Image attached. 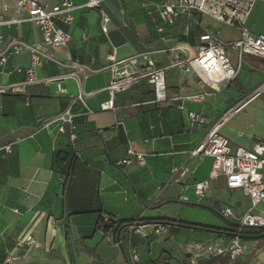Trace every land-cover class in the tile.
<instances>
[{
  "label": "crops",
  "instance_id": "obj_1",
  "mask_svg": "<svg viewBox=\"0 0 264 264\" xmlns=\"http://www.w3.org/2000/svg\"><path fill=\"white\" fill-rule=\"evenodd\" d=\"M18 1L0 0V15L6 20L26 18ZM63 1L41 3L52 8ZM71 1L84 5L89 0ZM150 2L163 4L164 0ZM102 13L109 18L108 33L102 30ZM73 15L71 23L57 20L70 35L66 47L41 45L42 34L30 22L0 27L7 58L0 86L27 78L32 53L25 50L10 54L16 42L51 56L37 68V80L63 78L49 85L30 86L26 94L0 93V264H191L188 246L226 236L176 225H167V233L161 236L133 234L129 227L116 234L115 230L106 232L101 220L169 218L216 227L185 220L190 207L209 209L197 204L195 185L199 183L209 182L201 201L218 212L225 209L217 198V193L227 189L225 180H212V158L193 152L222 114L264 85V60L243 57L252 81L249 94L240 101L222 95L236 82L246 90L239 75L204 103L177 100L200 89L194 74L173 65L197 56L203 34L209 32L224 42H233L240 37L239 28L195 11L179 13L170 24L162 20L153 5L140 0H106L100 8L79 9ZM246 26L264 34L263 0L256 1ZM113 52L119 60L150 52L157 67L167 68L168 96L172 100L156 103L153 87L143 79L117 93L113 109L103 110L111 100L107 90L111 74L106 67ZM230 58L237 64L233 54ZM74 63L84 69L79 71ZM71 73L75 76H68ZM59 83L64 92H59ZM80 94L84 101L78 100ZM256 107L255 115L244 113L243 108L221 127L220 133L232 147L252 149L264 142V100ZM66 111L74 117L63 134L57 119ZM191 111L204 115L207 123L193 126L188 117ZM44 124L48 126L38 129ZM72 133L75 140L70 138ZM7 145H11L9 152L4 149ZM130 148L146 155L145 166H116L128 156ZM229 191L245 198L239 191ZM29 235L34 244H17ZM252 250L247 248L246 256ZM134 254L139 256L137 262L132 261ZM9 255L13 260L8 261ZM261 255L260 251V263L264 262ZM246 256L242 264H249ZM200 264H229V259L206 258Z\"/></svg>",
  "mask_w": 264,
  "mask_h": 264
},
{
  "label": "built area",
  "instance_id": "obj_2",
  "mask_svg": "<svg viewBox=\"0 0 264 264\" xmlns=\"http://www.w3.org/2000/svg\"><path fill=\"white\" fill-rule=\"evenodd\" d=\"M106 0H89L84 5H77L71 0H65L60 5L47 8L41 0H19L17 6L25 10L27 17L24 19L6 20L0 15V27L12 26L21 23H33L42 34L41 45L45 47H66L70 41V35L57 25V20L66 23L73 21V13L76 10L89 8H100ZM144 5H153L160 13L163 21L172 24L179 13L195 11L207 14L218 21L235 26L240 29V37L233 42H224L217 35L205 33L200 37L197 46V56L189 59L178 60L173 66L183 72L194 74L197 77L199 93L180 96L177 100H189L197 103H204L210 97L220 93L231 85L238 78L240 67L245 55L254 56L264 60V34L252 32L246 26L248 18L254 9L257 0H175L169 3L164 0L163 4H155L150 0H140ZM104 33H108L107 24L109 18L102 13ZM161 31V30H160ZM25 50L32 53L31 67L27 70V78L21 83L1 85L2 94H26L30 86L38 83L49 85L63 80L47 79L39 81L36 79L38 67L43 65L44 59H52L47 53L39 51L35 47H30L22 42L12 44L10 54H20ZM3 37L0 35V77L2 68L6 65L7 58L3 55ZM233 54L237 59L234 64L230 58ZM108 60L110 65L106 67L111 74V81L107 90L111 100L103 105V110L114 108V97L117 93L130 89L133 85L145 79L153 87L154 101L163 104L171 101L168 96V86L166 78L167 68L156 66L150 52H143L125 59H117L113 52ZM215 63V68L209 67ZM74 67L82 71L84 67L74 63ZM217 69L219 71H217ZM68 76L74 77L75 73ZM59 92H64L62 85L58 84ZM264 91V85L255 91L253 95L245 99L240 104L232 107L213 124L205 139L198 145L193 152L194 155L208 156L213 160L211 179H224L227 189L239 191L248 199L249 206L240 213H235L232 208L227 207L220 213L229 220H234L240 225L238 232L231 238L220 237L208 243H196L187 247L191 264H200L202 259L212 257H228L229 264H242V258L246 256V240L243 238L245 230H257L264 227V142H258L252 149L242 146L232 147L230 140L220 133L221 127L227 123L232 116L240 112L250 101L257 98ZM78 100L84 101V95L80 94ZM183 109L182 106H180ZM73 114L70 111L62 113L58 117L59 132L66 133V124L73 122ZM189 120L193 126H202L207 123V118L196 112L188 113ZM48 124H44V128ZM72 140L76 139L74 133L70 135ZM6 151L11 150V145L4 147ZM145 166L147 163L146 155L130 148L128 156L116 163L117 167H127L132 164ZM187 170L182 171L184 174ZM177 172L174 170V173ZM209 189V182L195 185V194L198 199H204ZM107 220V219H106ZM133 234L149 236L155 234L161 236L167 233L168 226L164 224H138L129 227ZM34 244L35 240L31 235L23 240H18V245ZM139 256L134 254L133 262H137ZM13 260L9 255L8 261Z\"/></svg>",
  "mask_w": 264,
  "mask_h": 264
},
{
  "label": "rangeland",
  "instance_id": "obj_3",
  "mask_svg": "<svg viewBox=\"0 0 264 264\" xmlns=\"http://www.w3.org/2000/svg\"><path fill=\"white\" fill-rule=\"evenodd\" d=\"M264 1V0H263ZM239 78L242 80V83L246 90H241L240 85L236 82L234 87H231L229 89H226L222 92V95L229 98H235V100L240 101L243 97H245L247 94H249L250 91V82L252 81L250 78V75L247 71V67L245 63L241 66L240 72H239ZM264 100V92L261 93V95L258 96L257 100L252 101L250 104H248L244 109L243 112L247 113L251 116L255 115L256 106ZM239 117V116H238ZM241 197V199H240ZM217 198L220 199V205L221 208H227L230 207L233 209L235 213H240L241 211L245 210L247 206H249V201L246 198H243L242 195L236 194L233 195L232 192L229 191V189H225V191H222L220 193H217ZM202 199H199L197 204L205 205L204 201H201ZM264 209V208H262ZM185 220L194 221V222H206L207 224L214 225L219 228L224 229H232L233 227L230 226L227 222H225L218 214H216L214 211L201 208V207H190L186 210L185 214ZM234 222V220H231ZM248 249H253L252 253L249 256H246L247 262L249 263L253 257L256 256V246L254 242H250L247 240L246 242ZM259 247L264 248V240L259 242Z\"/></svg>",
  "mask_w": 264,
  "mask_h": 264
},
{
  "label": "trees",
  "instance_id": "obj_4",
  "mask_svg": "<svg viewBox=\"0 0 264 264\" xmlns=\"http://www.w3.org/2000/svg\"><path fill=\"white\" fill-rule=\"evenodd\" d=\"M102 227L106 232H110L112 230H115L116 234L122 229V228H128L132 226L135 223L138 224H164V225H170V226H180L185 228H196V229H205L210 230L213 232H219L221 234H224L226 238L231 239L233 238L236 233L238 232L237 228L233 227L232 229H224L219 227H212V226H206L196 223H191L183 220H175V219H169V218H159V219H153L149 221H130V222H117L114 218L109 217L107 220L102 219ZM256 231L254 230H245L243 236L245 235H253Z\"/></svg>",
  "mask_w": 264,
  "mask_h": 264
},
{
  "label": "water",
  "instance_id": "obj_5",
  "mask_svg": "<svg viewBox=\"0 0 264 264\" xmlns=\"http://www.w3.org/2000/svg\"><path fill=\"white\" fill-rule=\"evenodd\" d=\"M201 206H204V207H207L209 209H211L212 211H214L216 214H218L225 222H227L230 226L232 227H235V228H239L240 225H238L237 223L225 218L220 212H218L217 210H215L214 208L212 207H209L207 205H201ZM257 230L259 231H264V227L262 228H258ZM245 240H260V239H263L264 238V233L258 235V236H252V235H245L243 237ZM259 255V254H258Z\"/></svg>",
  "mask_w": 264,
  "mask_h": 264
},
{
  "label": "flooded vegetation",
  "instance_id": "obj_6",
  "mask_svg": "<svg viewBox=\"0 0 264 264\" xmlns=\"http://www.w3.org/2000/svg\"><path fill=\"white\" fill-rule=\"evenodd\" d=\"M264 233V231H256L252 236H258L260 234ZM263 239L260 240H249L250 242H254L255 246H256V256L259 254V252L261 251L262 253H264V248H260L259 247V242L263 241ZM258 257V256H257ZM257 257H253V259L249 262V264H264V262H259V260L257 259Z\"/></svg>",
  "mask_w": 264,
  "mask_h": 264
},
{
  "label": "clouds",
  "instance_id": "obj_7",
  "mask_svg": "<svg viewBox=\"0 0 264 264\" xmlns=\"http://www.w3.org/2000/svg\"><path fill=\"white\" fill-rule=\"evenodd\" d=\"M209 67L215 68V63H213V64L210 65ZM217 71H219V70L217 69Z\"/></svg>",
  "mask_w": 264,
  "mask_h": 264
},
{
  "label": "bare ground",
  "instance_id": "obj_8",
  "mask_svg": "<svg viewBox=\"0 0 264 264\" xmlns=\"http://www.w3.org/2000/svg\"><path fill=\"white\" fill-rule=\"evenodd\" d=\"M263 258H264V253H262V255H261Z\"/></svg>",
  "mask_w": 264,
  "mask_h": 264
}]
</instances>
